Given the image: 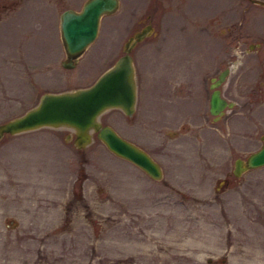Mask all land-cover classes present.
Segmentation results:
<instances>
[{
	"label": "rangeland",
	"instance_id": "374dc122",
	"mask_svg": "<svg viewBox=\"0 0 264 264\" xmlns=\"http://www.w3.org/2000/svg\"><path fill=\"white\" fill-rule=\"evenodd\" d=\"M82 1L0 0V121L42 90L89 83L148 21L151 31L131 49L139 87L134 111L111 107L99 119L150 153L162 173L150 177L94 135L76 148L63 126L3 135L0 264H264V164L231 171L233 158L257 148L264 134V3L119 0L100 16L75 64L62 66L58 13ZM214 10L223 13L217 29L238 26L242 53L222 87L235 103L217 121L206 114L204 126L175 123L167 75L155 80L154 73H166L170 52H178L173 33L192 35L188 28L197 22L184 14ZM228 35L223 54L231 51ZM216 49L202 44L191 55L205 63Z\"/></svg>",
	"mask_w": 264,
	"mask_h": 264
},
{
	"label": "water",
	"instance_id": "95a60500",
	"mask_svg": "<svg viewBox=\"0 0 264 264\" xmlns=\"http://www.w3.org/2000/svg\"><path fill=\"white\" fill-rule=\"evenodd\" d=\"M253 1L264 3V0ZM118 4L119 0H83L78 8L67 6L59 11L58 29L65 53L60 61L63 66L74 65L78 55L95 37L100 16L114 11ZM151 29V23L146 22L133 30L123 41L122 51L88 84L60 90H42L33 104L0 121V138L8 133L39 126H63L69 130L67 136L72 134L71 141L76 148L88 144L94 135L110 151L132 161L150 177H160V164L150 153L99 119V114L111 107H117L127 115L134 111L136 75L130 52L134 44ZM225 105H231V102H226L216 92L211 95V112ZM259 137L262 140L257 148L244 157L233 158L231 171L234 175L264 164V134L261 133Z\"/></svg>",
	"mask_w": 264,
	"mask_h": 264
},
{
	"label": "flooded vegetation",
	"instance_id": "af4514ba",
	"mask_svg": "<svg viewBox=\"0 0 264 264\" xmlns=\"http://www.w3.org/2000/svg\"><path fill=\"white\" fill-rule=\"evenodd\" d=\"M215 11L217 10L207 14H195L187 11L186 14H184L189 21L194 22L193 24L197 22L196 25H192L188 28L191 30L192 35L190 37L185 36L181 39L180 37H176L177 33L174 32L172 41L177 43L179 48L178 52L174 53V49L170 52L166 73L161 71H155L154 73L156 76L155 80H161L167 75V106L171 113V119L175 123L179 122L181 124L182 122H188L195 127H201L207 123L206 114L209 115V120L217 121L222 116L225 109L235 103L234 97L227 96L223 92L222 87L228 80L231 66L237 63L236 61L233 62V60L242 53L240 48L238 50V45L240 44L238 26L235 23H231V25L221 24L217 29L215 26L219 23L223 13L220 14V11ZM228 32H230V35H228L229 38L226 39L227 43H225L224 46H226L227 50L230 48L231 51H226L223 54L222 36ZM254 43L250 42L248 45L251 46ZM202 44H210L217 47L213 54L208 55V61L205 63L200 61L199 56L196 57L191 55L192 51ZM256 44H258V42H256ZM228 54H231L232 58H229ZM223 70L224 72H222ZM137 72L135 62L136 75ZM220 73H222L221 76H219ZM237 80V76H235L234 79L230 81L229 86L231 90L235 88ZM158 83H161V81ZM149 84V82H145V89H148ZM138 88L136 78V97ZM215 92L218 96L224 98L226 102H231V105L219 107L215 112H211L210 97L212 94L214 95ZM188 123H185L184 127L190 126ZM171 132L175 133V130Z\"/></svg>",
	"mask_w": 264,
	"mask_h": 264
}]
</instances>
